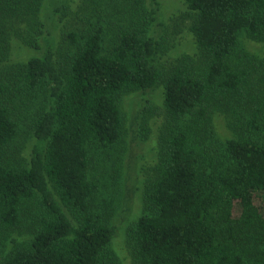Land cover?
I'll return each instance as SVG.
<instances>
[{"label": "trees", "instance_id": "trees-1", "mask_svg": "<svg viewBox=\"0 0 264 264\" xmlns=\"http://www.w3.org/2000/svg\"><path fill=\"white\" fill-rule=\"evenodd\" d=\"M132 1L143 18L106 48L101 22L54 44L64 3L45 22L44 0H0V264H108L117 228L96 204L93 151L126 135L124 93L160 85L167 123L131 231L135 264H264V60L239 54L243 33L264 43V0H184L201 61L168 67L150 35L160 0ZM218 112L234 136L216 134Z\"/></svg>", "mask_w": 264, "mask_h": 264}, {"label": "rangeland", "instance_id": "rangeland-1", "mask_svg": "<svg viewBox=\"0 0 264 264\" xmlns=\"http://www.w3.org/2000/svg\"><path fill=\"white\" fill-rule=\"evenodd\" d=\"M61 3L65 4V13L60 16L63 21L56 22L51 28L57 47L63 44L68 47L65 36L73 27L87 29L91 23L101 22L106 28L107 48L121 25H130L144 16L142 9L134 6L132 0H44L41 17L45 22L53 16V8ZM193 18L184 0H160L156 20L150 27V35L165 41L166 50L162 63L167 67L183 59L197 63L201 61L191 32ZM30 38L29 34H24L26 41H30ZM6 43L15 52L14 57L25 54L24 43L12 39ZM246 53L264 60V43L253 41L243 33L239 54L243 58ZM21 87L15 86L12 90L17 91L16 99L23 98L25 103L29 96L22 97ZM163 92L164 88L160 85L146 92L124 93L121 96V109L125 117L126 135L113 148L93 151L95 164L91 179L100 186L95 197L96 204L103 218L109 219L117 228L108 264H135L131 231L144 212V186L154 174L159 135L167 123ZM36 100L37 104L43 101L42 98ZM21 112V134L27 146L33 116L25 107H22ZM232 123L230 113L218 112L214 115L215 130L219 138L234 136ZM239 212L237 207L235 214L239 215ZM17 236L24 239L27 234L19 236L17 233Z\"/></svg>", "mask_w": 264, "mask_h": 264}]
</instances>
